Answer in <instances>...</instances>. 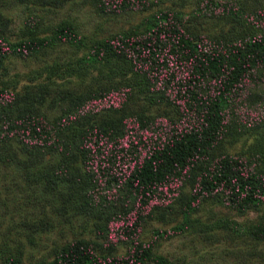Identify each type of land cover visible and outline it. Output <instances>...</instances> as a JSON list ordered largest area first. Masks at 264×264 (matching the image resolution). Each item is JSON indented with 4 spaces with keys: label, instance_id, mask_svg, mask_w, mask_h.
Instances as JSON below:
<instances>
[{
    "label": "trees",
    "instance_id": "16d2710c",
    "mask_svg": "<svg viewBox=\"0 0 264 264\" xmlns=\"http://www.w3.org/2000/svg\"><path fill=\"white\" fill-rule=\"evenodd\" d=\"M157 4L101 0L107 13L146 11L103 34L70 17L17 39L0 32V68L55 45L77 53L21 89L0 79V159L32 171L54 209L93 230L47 257L8 250L0 264H178L157 240L210 228L193 215L205 198L256 211L219 222L264 239V0ZM242 133L252 137L245 150L223 145ZM166 213L181 219L140 237L144 219Z\"/></svg>",
    "mask_w": 264,
    "mask_h": 264
},
{
    "label": "rangeland",
    "instance_id": "374dc122",
    "mask_svg": "<svg viewBox=\"0 0 264 264\" xmlns=\"http://www.w3.org/2000/svg\"><path fill=\"white\" fill-rule=\"evenodd\" d=\"M157 5H168L190 10L198 0H156ZM101 0H0V32L17 39L30 29L53 25L61 18L70 17L85 32L100 34L115 31L141 20L146 11L130 10L119 14L107 13L100 6ZM156 6V5H155ZM201 25L216 28L208 21ZM218 27V26H217ZM43 33V31H39ZM77 53L68 45H55L23 58L10 55L0 68L2 77L16 78V86L42 78L46 63L67 59ZM36 75H40L36 77ZM32 79V80H31ZM229 151L245 150L252 141L247 133L227 137ZM32 171L17 169L0 159V259L8 250H22L24 259L49 256L54 244L73 235H87L91 225L78 216L70 220L63 216L49 198V190L41 189ZM36 174V173H35ZM62 208H60L61 210ZM66 213V212H64ZM211 227L202 231H184L157 240L156 250L176 260L178 264H264V239L243 234L219 219L231 218L240 223L255 219L256 211L239 213L227 204L205 198L193 213ZM181 219V214L147 217L140 228V237L149 239L154 227L168 228ZM119 245V244H118ZM125 245L120 244L119 251ZM152 264V263H146Z\"/></svg>",
    "mask_w": 264,
    "mask_h": 264
}]
</instances>
